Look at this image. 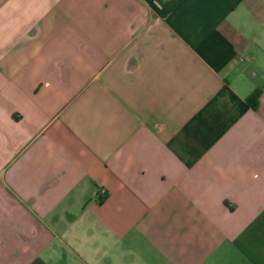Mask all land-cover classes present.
<instances>
[{"label":"crops","instance_id":"crops-1","mask_svg":"<svg viewBox=\"0 0 264 264\" xmlns=\"http://www.w3.org/2000/svg\"><path fill=\"white\" fill-rule=\"evenodd\" d=\"M0 264H264V0H0Z\"/></svg>","mask_w":264,"mask_h":264},{"label":"trees","instance_id":"trees-1","mask_svg":"<svg viewBox=\"0 0 264 264\" xmlns=\"http://www.w3.org/2000/svg\"><path fill=\"white\" fill-rule=\"evenodd\" d=\"M256 96H257V92H254L253 94H251L249 96V104L252 106V107H255V104H256Z\"/></svg>","mask_w":264,"mask_h":264},{"label":"built area","instance_id":"built-area-1","mask_svg":"<svg viewBox=\"0 0 264 264\" xmlns=\"http://www.w3.org/2000/svg\"><path fill=\"white\" fill-rule=\"evenodd\" d=\"M239 60H241V57H238Z\"/></svg>","mask_w":264,"mask_h":264}]
</instances>
